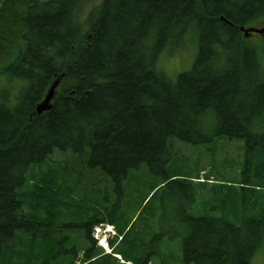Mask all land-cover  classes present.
Returning a JSON list of instances; mask_svg holds the SVG:
<instances>
[{
    "label": "trees",
    "instance_id": "16d2710c",
    "mask_svg": "<svg viewBox=\"0 0 264 264\" xmlns=\"http://www.w3.org/2000/svg\"><path fill=\"white\" fill-rule=\"evenodd\" d=\"M84 8V0H0V67L28 82L14 106L0 89V264L20 256L27 264H155L163 252L171 264H253L264 253V36L249 40L242 28L264 23V0H103L86 16ZM181 51L194 58L173 78L163 62ZM56 81L52 109L38 115ZM213 137L245 141L235 180L222 179L221 164L204 182L166 171L171 138L197 145ZM57 150L102 170L117 189L146 166L162 183L142 207L163 184L184 190L185 204L169 201L137 228L122 199L107 208L82 184L85 242L67 249L63 230L40 217L65 191L62 175L38 172L36 181L34 172ZM194 184L207 195L191 206L203 189ZM107 225L117 232L111 254L93 235Z\"/></svg>",
    "mask_w": 264,
    "mask_h": 264
},
{
    "label": "rangeland",
    "instance_id": "374dc122",
    "mask_svg": "<svg viewBox=\"0 0 264 264\" xmlns=\"http://www.w3.org/2000/svg\"><path fill=\"white\" fill-rule=\"evenodd\" d=\"M84 1V16L94 8L98 9L102 4V0ZM251 26L260 29L264 27V23H256V26L254 24ZM259 38L260 36L255 34L254 38L251 37L249 40ZM194 48V51H196V46ZM193 52L181 51L172 58L166 59L164 62L161 60L160 67L162 68L163 62V68L167 71L164 70V72L174 78L178 73L190 69L194 58ZM188 55H191V61L189 57L187 66L183 69L175 68L177 62L184 64ZM27 86L28 82L18 80L15 77L11 78L10 75L0 67V89H9L13 99V101L9 102V105L14 106L19 102L15 100L22 95L24 92L22 89L26 90ZM168 149L171 154V162L166 167L167 172L182 173L191 178H196L198 174H200L201 179L204 180V178H207L210 175H217V166L218 164H221L225 173L222 179L225 181L235 180L233 171H235L236 174V172L242 168L244 157L247 152V146L244 140H229L227 137H213L211 143L197 145L188 144L176 138H171L169 140ZM34 170L36 174L38 172L53 174V172L57 170V172H60L62 175V179L58 180V184L65 191L60 192L57 198L53 197V199H56V203H52L50 207L46 208L48 216L40 217L43 219H53L54 225L63 230L64 234L62 236H67L69 238V241L65 243L67 249L77 245L81 246L85 242L81 216L82 213L86 211V207L82 205L83 202L81 201L80 195L75 193L81 188L82 184L85 186L89 184L90 187L88 189L87 186V189L91 191L92 187L99 197V200L107 208L111 203H116L118 198L122 199L128 216L131 219H134L135 217L134 221H136L137 228L152 224V214H161L163 207L167 206L169 201L176 199L177 201L184 203V190L179 189L178 186L163 187L165 185L163 184L157 188V194L150 204L146 208L142 207L141 203L143 199L150 194L154 186H158L162 183V177L160 175L150 176L146 173V166H142L138 171H132L129 178L123 182L121 189H117L116 184L112 182L102 170L89 168L82 160L74 157L70 152L62 153L57 150L53 155L49 156L43 164V167H37ZM74 171L77 172L76 176H73ZM205 172L207 173L206 175H204ZM31 176L32 170L28 173L29 180L24 190H28L32 187V182L30 181ZM37 176L38 178L36 181H39L41 175L37 174ZM193 186L196 191H198L199 188L203 189L198 191V195L195 197L196 202L191 206L201 204V198H199L201 194L203 199H205V196L207 195L203 185L194 184ZM68 188L72 191H69ZM64 201L67 202V204H65ZM24 209V213L28 214L27 208ZM210 212L215 214L214 209H211ZM163 221L164 223L168 222L167 218ZM42 223L41 220L33 221L32 225L38 226ZM48 223L50 222L48 221ZM151 231H153L155 235L163 233L162 220L159 219L156 221V226ZM17 235L22 236L21 233H18ZM98 237L101 240V244L104 246V239L106 236L100 234ZM171 243L170 240H166L164 244ZM175 245L178 248L179 243L177 242ZM163 259L170 260L171 262L169 264H171V253L167 254L163 252L161 258H155V264H162ZM7 264H27V262L24 256H20V259L10 260ZM77 264H79V262H77ZM253 264H264V253H261L254 258Z\"/></svg>",
    "mask_w": 264,
    "mask_h": 264
},
{
    "label": "water",
    "instance_id": "95a60500",
    "mask_svg": "<svg viewBox=\"0 0 264 264\" xmlns=\"http://www.w3.org/2000/svg\"><path fill=\"white\" fill-rule=\"evenodd\" d=\"M242 31L245 32V35H251V34H257V35H263L264 34V28L261 30L258 29H254V28H250L248 30H245L244 28H242ZM59 86V81H56L55 84L50 88L47 96L45 97V99L43 100L42 103H39L36 106V113L38 115H42L43 113L50 111L52 109V101L55 98V92L57 90Z\"/></svg>",
    "mask_w": 264,
    "mask_h": 264
},
{
    "label": "bare ground",
    "instance_id": "6f19581e",
    "mask_svg": "<svg viewBox=\"0 0 264 264\" xmlns=\"http://www.w3.org/2000/svg\"><path fill=\"white\" fill-rule=\"evenodd\" d=\"M93 235H94V239H95V240H99V241H97V242H98V245L101 246V247H103L104 250H105L108 254H111V249H110V247H109V243H110V242H109V239H113V240H114V238L117 236V232H116V230L113 231L112 233H102V234H101L102 236H106V238L104 239V242H105L104 246L101 244V240H100V238L98 237V235H96L95 233H93ZM116 257H117L118 259H121V257H120L119 255H116Z\"/></svg>",
    "mask_w": 264,
    "mask_h": 264
},
{
    "label": "built area",
    "instance_id": "2783aa9c",
    "mask_svg": "<svg viewBox=\"0 0 264 264\" xmlns=\"http://www.w3.org/2000/svg\"><path fill=\"white\" fill-rule=\"evenodd\" d=\"M113 229L108 227L105 230H102L101 228L96 229V235H100L102 233H112Z\"/></svg>",
    "mask_w": 264,
    "mask_h": 264
}]
</instances>
